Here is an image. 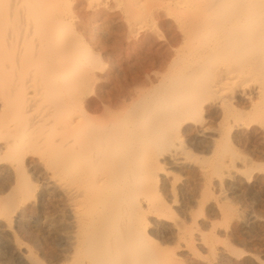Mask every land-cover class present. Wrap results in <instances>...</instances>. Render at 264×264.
Segmentation results:
<instances>
[{"label":"bare ground","instance_id":"1","mask_svg":"<svg viewBox=\"0 0 264 264\" xmlns=\"http://www.w3.org/2000/svg\"><path fill=\"white\" fill-rule=\"evenodd\" d=\"M0 264H264V0H0Z\"/></svg>","mask_w":264,"mask_h":264}]
</instances>
